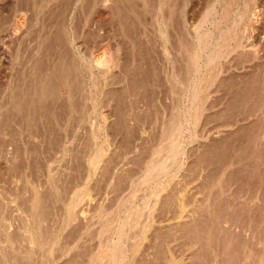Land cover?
<instances>
[{"label":"rangeland","instance_id":"obj_1","mask_svg":"<svg viewBox=\"0 0 264 264\" xmlns=\"http://www.w3.org/2000/svg\"><path fill=\"white\" fill-rule=\"evenodd\" d=\"M170 1L0 0V264H89L93 256L99 254L102 239H99L101 226L98 213L100 210L106 213L115 211L118 201L129 196L130 179L139 176L142 160L157 143L158 134L161 135L162 129L168 127V119L174 113L171 111L175 109L168 71L171 72L174 66L176 72L180 71V77L184 74L186 52L190 49L186 47L190 46L189 43L191 48L195 44L194 27L209 2ZM259 2L264 5V1ZM18 13L25 16L23 28L14 20ZM102 49L104 52H101ZM109 52L115 59L112 61L114 64L110 63L109 72L102 77V73L91 63V56L110 55ZM84 66L92 67L89 74ZM80 68L81 71L85 68L86 72L79 73ZM253 70L221 74L222 84L219 78L210 94L211 100L218 101L215 108L210 109L209 106L204 111L198 127L200 137L185 145L190 159H186L184 170L198 155L204 158L210 151H216V147L223 151V156L230 157L235 147L244 148L248 151L243 149L242 153H248V161L250 158L254 160L250 156L258 155V150L263 151L259 154L260 161L256 159L257 162H252L256 164L250 161L251 166H240V171L234 166L226 177L230 179L229 185L234 182L231 192L241 190L247 195L251 190L249 193L252 194L261 184V201L258 200L260 202L254 207L258 208L260 204L259 208L264 212V156H261L264 155V136L261 138L263 141L257 144V153L251 150L255 141L253 134L260 128L264 129V117L244 116L241 111L244 106H240L246 89L253 96L263 91L264 68ZM51 83L53 86H49ZM90 90L92 93L88 92ZM65 94H73L70 101ZM90 94L100 100L98 119L93 115L92 118L86 116L93 104L88 100ZM38 96L40 98L37 99ZM207 120H211L210 123H206ZM224 123L230 128L224 127ZM93 131H98L95 138L91 135ZM100 148L103 151L97 160L98 169L92 171L90 159ZM223 156L220 159L230 158ZM191 177L194 178L185 176L182 185H187L189 193L194 194L199 181L193 182ZM141 193H137L139 197L136 194L139 199L132 202V211L144 210L145 201H142ZM239 204H235L237 212L230 210L229 213L235 214H231V218L241 214L242 219L252 218L254 222L255 217L259 219L262 212L259 208L254 210V207H247L248 203L245 206L242 202V206ZM159 205L160 202L155 206L152 224L141 241V247L133 253L131 264H168L169 261L172 264H200L191 256L197 248L183 247L180 244L182 239L174 241L173 238H165L174 233L179 238L182 234L178 233L181 232L173 233V227L178 222L191 219H175ZM251 209L257 211V215L252 214L249 218L253 212ZM263 212L260 218L264 220ZM248 228L238 230L234 227L235 230H229L232 235L236 232L233 237L239 243L251 238V229ZM157 235L166 239L160 250L153 248L152 244ZM239 236L243 239H238ZM163 241L160 239L161 243ZM201 252L205 253V249ZM105 255V252L102 253L103 262L106 261Z\"/></svg>","mask_w":264,"mask_h":264},{"label":"bare ground","instance_id":"obj_2","mask_svg":"<svg viewBox=\"0 0 264 264\" xmlns=\"http://www.w3.org/2000/svg\"><path fill=\"white\" fill-rule=\"evenodd\" d=\"M168 1H170V0H168ZM262 1H264V0H262ZM165 3L167 4L166 1H165ZM261 4H260L259 0H209L208 4L205 7V10L203 11L200 18L198 19L197 24L195 25V27L193 26L194 27V33H195V44L192 43V44H194L192 48L190 47V46H192L190 43H189L190 46H188V47L185 46L186 48H190V49L189 50L187 49L188 52H186V55L188 53V56H187V60H185L186 62L184 64V65H186V67H185L186 69L184 70V74H183L184 76L182 75V77H180V75H178V73L180 71L176 72V69L174 66H172L171 72L168 71V73H170V76H169L170 89H171L170 91H172V99L171 100L174 101L172 103H174L173 107L175 108L174 110H173V107H172V109H170V108L169 109H170V111L173 110L171 112H174L175 114L172 113L173 114L172 115L171 113H169L172 116V117H170V119H168V120H170V121H168L169 125H168V127L167 126L164 127L166 129H162L161 135L158 134L159 138L157 140V143L155 144L154 147H152L153 149L149 151L148 156L144 160H142L144 162H142L141 169L139 171V176H137L136 179H133L134 177L132 179H130V183L128 184V186H129L128 191L129 192L127 193L129 196L126 194L125 196L126 197L128 196L127 198H122L118 201L117 206L115 208V211H113V212L111 211L110 213H106L107 212L106 210H105L106 212H104V211L102 212V210L99 211L98 222L100 223V226H101L99 239L100 240L102 239L101 244L99 243L101 245V246H99L100 252L98 250L99 254L96 255L95 257L93 256V259L91 258L92 261L89 264H93L95 261L98 262V263L96 262L95 264H131L134 260L133 253L138 251L139 250L138 248L141 247V241H142V239H144L146 237L145 236L146 231L152 224V219H153L152 216L154 215L153 213L155 210V206L159 202H160L161 207L163 209H165L166 213H169V215L171 213V215H173V217L175 219H181V220H183L185 218L186 219L188 218V220L191 219V221L186 220L188 223L186 221H183L182 223L178 222V223H176V226L173 227V233L174 232H181V233H178V234H182L181 236L179 235L180 236L179 238H178V236L176 237V235H174L175 233L172 234L171 236H169V235L167 236L166 234H163V235L164 236L166 235L165 236L166 239H167V237L171 238V239L173 238V240L175 239L176 241L178 239L179 240L182 239V242L180 244H182L183 247L186 246L190 249L191 248H194V249L197 248V251L194 252V254L192 253L191 256H193V258L199 260L200 264H264V224H263L264 220H263V218H260L261 214L263 212L262 209L259 208V207H261V206H259L260 204L258 205V208L262 212H261L260 216L258 215L259 219L256 218L255 216H253V217H255L254 219L256 221V222H254V220L252 218H250V216L252 217V214L257 215V211H254V210H257L258 208L254 207V206H256L261 201L259 199V196L261 195L259 185H261V184L256 183V184H258V186L257 185H255V186H257L258 188H256L255 192H252V194H251V193H249L251 191L250 190L248 192L249 194L247 193V195H246V193L242 192L241 190L238 191V190L234 189L236 191L231 192V188L233 186L232 184L234 183L233 182L234 180L232 181L233 183H231V185H229L230 179H227L228 177H226V175H227L226 173L234 166H237L239 171H240L243 167H245L247 165L251 166L249 164H251L254 160L256 162H257V160L260 161L259 154L262 153L263 151L262 152H260V150L257 151V149H258L257 144H259L260 141H263V140H261V138L264 136V134H263L264 129L259 127L261 130L260 129L256 130V132H255L256 135H254L255 133L253 134V136H254L253 140H255V141L253 142L254 146L252 144L253 148L251 150H253L254 153L258 152V155L255 154L256 155V157H255V155L252 152H250V149H249V152L254 155V158H253V155H251L249 153L251 155V156L250 155L249 156L252 157V159H254V160H251V158H250L251 163H250V161H248L249 159H247L248 153H246L245 151H248V150H245L243 148L244 146L242 148L245 150V151H243V153L245 152L246 156L242 153L243 149L241 150V149H237L235 147L234 152L231 151L233 153V154H231L232 155L231 157H230V155L229 156L226 155L227 157H230V158H228V160H227V158H225L226 157L225 155H224L225 157L223 156V151L219 147H216V151L215 150L210 151L211 148L209 146H206V147L210 148V150L207 149V151L208 150L210 151V154H207L209 156L206 155L207 157L205 156L204 158H201L202 156L199 157V155L197 154L198 158L196 157L197 159H195V161L191 162L192 164L187 163V165L189 164V166H188L189 168L187 167V169L184 170L185 164H186V159H190V158H188V154H187L188 152L185 149L187 147H185V145L193 143L194 141H196L197 137H200L199 133H198L199 132L198 127H199V123L202 119V116L204 114V111L207 110L209 108V106L211 109L218 102L217 100L215 101V99L211 100L210 94L212 92L211 89L213 88V86L215 85L217 80L219 78H221V74L224 73V75H225V72H228V71L234 72V71L239 70L241 72L243 70L245 71L246 69L247 70L248 69H252V70L255 69V70L259 71V70L264 68V5H261ZM263 4H264V2H263ZM163 5H164V3H163ZM168 5H171V4H168ZM174 5H176V4H174ZM178 6H176V7H178ZM171 8H172V6H171ZM171 8H169V9H171ZM158 12H159V10H158ZM166 15H169V14L166 13ZM24 17L25 16L23 15V13L15 14L14 20H15L16 24L19 26L25 25L26 21H25ZM167 20H168V18H167ZM166 25H167V23H166ZM22 28H23V26H22ZM72 28H73V26H72ZM165 28H166V26H165ZM164 32H166V31H164ZM163 37H164V35H163ZM75 39H77V38H75ZM182 39H184V38H182ZM104 49H106V48H104ZM180 50H181V48H180ZM187 50L185 49V51H187ZM101 52H104V50ZM106 52H108V51H106ZM109 53H110V55H108L107 53H106L107 54L106 55L104 53L101 55L98 54L96 56H94V54H93L91 56L92 57L91 63L93 64L94 68L95 67L98 68L97 70H99V72L102 73V75H103L102 77L106 76V74L109 72L108 70L110 69V65H111L110 63H113L114 62L113 60H115V59H113V55L111 54V52H109ZM84 67H86L87 72L84 71L85 68L82 71H84L86 73H88V71L90 72L92 70L91 66L90 67L84 66ZM81 69L82 68L78 69L79 73H83L81 71ZM72 71H73V69H72ZM79 73H78V75H79ZM44 78H47V76ZM60 79H62V78L60 77ZM114 79H115V76H114ZM38 80H39V78H38ZM44 80L46 81V79H44ZM53 80L55 81V78H53ZM64 80H63V82L66 83ZM59 81H62V80H59ZM36 82H35V85L37 84ZM218 82H219V80H218ZM23 83H24V81H23ZM58 83H60V82H58ZM64 83H61V84H64ZM220 83L222 84V78H221ZM251 83H252V81H251ZM95 84H97V83H95ZM42 85H43V83H42ZM98 85H97V88H98ZM49 86H53V84L49 85ZM56 87L58 88L57 85H56ZM59 87H61V86H59ZM44 88H46V87H44ZM69 88H71V87H69ZM261 88L263 89V91L261 90L262 92H259V94L257 92V94H258L257 96L256 95L255 96L250 95L251 92H249L247 89L245 90L247 92L244 91V96L242 93V96H243L241 98L242 100L240 99L241 100L240 103L241 102L242 103L241 104L239 103V104L241 107L244 106L243 109H241V111L243 110V113H245L244 116L248 115V117H256V118L259 116H261L262 118L264 117V88L262 86H261ZM40 89H42V88H40ZM35 90L37 92V89H35ZM38 90H39V88H38ZM253 90H255V89H253ZM44 91L42 93H44ZM98 91H100V90H98ZM52 92H54V90ZM88 92L92 93L91 90ZM45 94L47 97L48 94L47 93H45ZM98 94L99 93H97V95ZM31 96H32V94H31ZM66 96H67L66 99L67 100L69 99V101H70L71 100L70 94H69V96L68 95H66ZM90 96H91V94H90ZM92 96L91 97L93 99L91 100V97H90V99L88 98V100H90V102L93 103L92 104L93 106L91 105L92 108L90 109V111L88 110L89 112L87 111L88 114L86 116L88 118H92L91 116L93 115L94 118L98 119V115H99L98 103L100 100L98 101L99 98H97L96 95L94 96L92 94ZM164 96H165V94H164ZM173 96H174V98H173ZM38 98H40V96H38L37 99ZM48 98H50V96ZM51 99H53V97ZM73 99L75 100V98H73ZM34 102H36V101H34ZM34 102H32V103H34ZM32 103H30V105ZM48 104H49V102H48ZM22 105H25V103ZM77 107H78V105H77ZM85 110H86V108H85ZM68 111H69V109H68ZM76 112H77V110H76ZM20 114H21V112H20ZM214 114H216V113H214ZM31 116H32V114H31ZM82 116H83V114H81V117ZM45 117H46V115H45ZM210 118H211V116H210ZM36 119H37V117H36ZM83 119L84 118H82V120ZM207 121H209V120H207ZM207 121H206V123H210L211 120L209 122H207ZM262 121L264 122V118ZM225 122H226V120H225ZM232 125L233 124H231V126ZM219 126H220V124H219ZM100 127H101V125H100ZM224 127L230 128V125L225 124ZM157 129H159V128H157ZM98 131H93L91 133L93 138H95L97 136ZM263 139H264V137H263ZM224 140L225 139H223V141ZM155 141H156V139H155ZM251 141H252V139H251ZM211 145H213V144H211ZM233 145H234V143H233ZM203 146L204 145H202V147ZM239 147H241V146H239ZM214 148L212 147V149H214ZM217 148H219L221 151L219 150L220 151L219 152L217 150ZM203 149H205V148H203ZM102 151L103 150L100 148V151L96 152V155L94 156V158L90 159L91 161L89 162V164L93 165V166H91L92 171H96L98 169L96 167L97 160L100 158ZM227 151H230V149ZM222 156L226 160L220 159V157H222ZM261 156H264V155L262 154ZM191 157H193V156H191ZM252 164L254 165L256 163H252ZM90 165H89V167H90ZM240 166H242L241 169L239 168ZM196 171H197V174L195 175ZM182 172L186 173L187 175L182 173ZM185 176H194V178L191 177V178H193L192 181L193 182L199 181L198 189L196 190L197 193L195 191L194 194L193 193L190 194L187 187H186L187 185H184V184H183L184 186L182 185V183H184V181H185L184 180ZM260 183H262V182H260ZM84 187H86V185ZM113 189H114V187H113ZM237 189H239V188H237ZM140 191L143 193V194L141 193L142 196L140 194V196L143 199V200L142 199L141 200L145 201V205L143 207L144 210L133 209V211H132L133 207L130 209L131 204L134 200H136L137 197H139V194H137V193ZM163 193H165V194H163ZM242 193H244V194H242ZM137 199H139V198H137ZM258 200H260V201H258ZM238 202H240V204L242 202L243 205L248 203V206L247 205L246 206L249 208L254 207L253 208L254 210L251 209V211H253V212H251L250 215L248 216L250 218V220H248L246 218L242 219L243 216L241 217V214H239L241 218L240 217L235 218V216H234V219L231 218L235 214L234 213L232 214L229 212H230V210H235V208H236L235 204ZM241 206H242V204H241ZM233 207H234V209H233ZM160 211H161V209H160ZM242 212H243V209H242ZM242 212H240V213H242ZM246 212H244V213H246ZM248 213H247V215H248ZM231 214H232V216H231ZM123 215H125L124 219H122ZM165 215H167V214H165ZM236 215L239 216L238 214H236ZM263 215H264V212H263ZM70 217H71V215H70ZM256 219H258V220H256ZM184 222H186V223H184ZM227 226H229V227H227ZM234 227H236L237 229L240 228L241 230H242V227H243V230H244V227H249L251 229V232H250L251 238L249 240H247L245 238L247 241L244 239V241L242 240L238 243L237 238L233 237V235H235L236 232L232 235L231 230H229V229H234ZM226 228H228V229H226ZM248 231H250V230H248ZM241 234L243 235V233H241ZM246 235H247V233H246ZM153 236H155V235H153ZM157 236L158 237L157 238L155 237L156 239H154L155 241L152 244H153V248H158V250H160V247L162 248V244L164 243V241H166V239H164V236H162V235L161 236L157 235ZM242 237L244 238V235ZM249 237H250V235H249ZM243 238H240V236H239L238 239H243ZM160 239L162 241L163 240L164 241L161 243ZM132 241H133V243H131ZM203 249H205V253L207 251V254L201 252V250H203ZM150 251H152V250H150ZM104 252L106 253L105 258H104L106 260V261L104 260L105 262L102 261L103 260L102 253H104ZM200 252H201V256L199 254ZM202 253H203V255H202ZM152 256H153V254H152ZM168 264H172V263H170V261H169ZM173 264H175V263H173Z\"/></svg>","mask_w":264,"mask_h":264}]
</instances>
